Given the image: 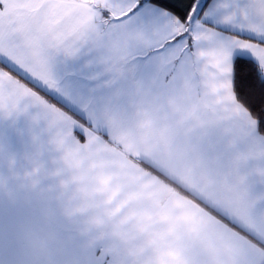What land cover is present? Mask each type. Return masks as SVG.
<instances>
[{"label": "snow or ice", "instance_id": "snow-or-ice-1", "mask_svg": "<svg viewBox=\"0 0 264 264\" xmlns=\"http://www.w3.org/2000/svg\"><path fill=\"white\" fill-rule=\"evenodd\" d=\"M264 264V0H0V264Z\"/></svg>", "mask_w": 264, "mask_h": 264}, {"label": "crops", "instance_id": "crops-1", "mask_svg": "<svg viewBox=\"0 0 264 264\" xmlns=\"http://www.w3.org/2000/svg\"><path fill=\"white\" fill-rule=\"evenodd\" d=\"M24 246L27 250L28 257L33 261V264H40L42 259L41 242L38 239H25Z\"/></svg>", "mask_w": 264, "mask_h": 264}]
</instances>
